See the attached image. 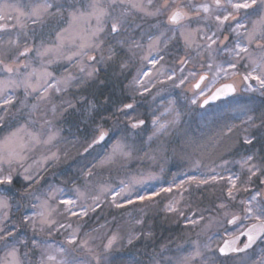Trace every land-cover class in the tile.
I'll use <instances>...</instances> for the list:
<instances>
[{"label": "snow or ice", "instance_id": "snow-or-ice-1", "mask_svg": "<svg viewBox=\"0 0 264 264\" xmlns=\"http://www.w3.org/2000/svg\"><path fill=\"white\" fill-rule=\"evenodd\" d=\"M53 19L66 23L67 27L55 31L54 40L40 38V33ZM150 19L156 23L145 28L144 24ZM181 44L185 50V55L178 57L181 72L185 70L183 66L191 56L190 50H194L201 68L206 67L207 72L213 73V82L226 81L204 99V104L209 99L230 96L241 87L244 92H258L264 97V0H27L25 4L0 0V127L7 126L8 121L17 115L28 117L24 124L10 128L0 138V253H3L0 255V264H25L30 250L37 249L40 250L37 264H83L78 252L88 253L90 264H117L115 259H109L121 242L117 234L108 236L106 242L102 240L97 247L103 250L97 251L91 242L98 237L85 234L87 238L81 239L80 227L74 228L69 218L81 219L90 212H96L100 207L101 196L110 195L111 205L123 208L137 202L155 203L153 198L161 192L171 193L172 186L162 187L158 191H138V188L160 179L154 171L144 170L127 180H121L115 187L100 185L97 194L82 190L79 186L67 190L49 186L41 199L31 190L37 181L29 168L25 167L28 159L26 152L31 147L55 141L58 132L52 130L53 122L46 118L48 112L53 116L58 112L62 115L69 109L75 110L76 105L71 100H64L57 105L53 102L54 95L67 93L74 86L79 87L87 80L94 79L98 71L95 63L114 62L119 50L126 48L133 57L138 55L137 50L139 53L147 51L149 55L143 57L145 60L155 53L149 60L155 66L164 59L160 53L168 49L169 45L178 49ZM218 59L221 62L217 63ZM59 61H66L71 68H65L58 77L49 68ZM127 67L128 62H121L122 71ZM189 76L195 79L197 73L190 71ZM172 78L169 76V79ZM187 78L181 79L180 83L183 84ZM207 78L206 73L200 74L194 85L200 89L201 96L205 95L201 83ZM134 82L140 83L139 80ZM191 103L196 104L197 99H192ZM118 111L128 118L126 127L139 135L136 130L142 129L146 121L139 117L133 118L134 104L126 103ZM245 116L246 119L241 121L244 125L241 130L243 135L237 142L251 146L257 140L253 130L264 136V112L258 118L247 112ZM38 120H43L40 130L28 131ZM179 121L178 112L167 123L153 120L152 133L147 140L168 135ZM45 126L48 129L46 134L43 131ZM238 127L236 124L225 125L217 133V140L234 134ZM108 137V131L98 125L84 151L94 150L95 146L103 151L105 143L102 142H106ZM140 150L135 141L129 142L126 137H122L111 144L110 150L102 156L97 154V163L102 167L117 159H131L134 152ZM149 158L155 159V156ZM46 159L59 158L53 153ZM97 163L86 166V172L83 169L81 171L86 177H91L94 175L92 168ZM227 163L225 160L224 165ZM238 163L246 172V179L235 173L225 176L217 172L215 167L209 168L208 174H202V178L193 175L176 184L175 187L181 189L177 194L179 199L173 197L165 211L176 213L183 217L187 225L195 228L205 217L200 214L197 218L195 212L190 216L185 215L180 207V201L184 199L183 192L187 190L185 185L200 187L220 184L223 198L215 206L216 209L222 212L229 224L249 220L251 223L246 229L231 241H225L215 251L211 244L212 237H208L209 243L203 245L198 239L192 241L190 251L175 257L167 254L169 249L166 245L162 246L158 252H153L150 264H225L221 258H231L233 264H264V251L259 260L253 259L248 253L258 242L264 244V157L250 152L242 156ZM193 164L200 167L199 161ZM218 167L223 168L222 165ZM254 177L259 180L255 188L252 187ZM241 192L249 195L239 198ZM14 198H18V209L19 201H36L31 204V214L25 211L22 224L34 234L47 232L51 236L54 232L61 233L65 236L64 243L54 247L47 240H38L35 235L29 237L26 233L21 234L15 225H10L8 210ZM88 200H91V204L86 203ZM53 202L56 207H53ZM60 206H63L65 222L55 219ZM211 223L209 220L204 226L205 231L211 227ZM136 224H143V220L137 219ZM141 235L144 233L130 232L127 244L132 245ZM147 235L151 236V233ZM240 237L246 238L242 246L237 244ZM241 253L244 255L240 256Z\"/></svg>", "mask_w": 264, "mask_h": 264}, {"label": "trees", "instance_id": "trees-1", "mask_svg": "<svg viewBox=\"0 0 264 264\" xmlns=\"http://www.w3.org/2000/svg\"><path fill=\"white\" fill-rule=\"evenodd\" d=\"M152 22L149 20L146 25H150ZM173 47L171 45L169 50ZM166 55L168 54L166 53ZM167 58L163 64L168 67H174L178 59L173 56H167ZM97 61H99V55H97ZM121 62H128L127 69L121 70ZM55 65L49 68L55 75H61L65 71V68H68V66L66 67L61 63ZM94 66L98 69L94 79L87 80L79 87L74 86L67 93L60 94L54 99L57 105L61 104L64 100H71L76 105L75 110L69 109L62 115L59 113L58 121L56 122V131L58 132L59 139L57 145L60 149H63L62 153H65L67 150L71 151H68L66 156H64L67 160L63 159L64 162L57 169L56 176L52 175L55 171L49 169L46 173L42 174V177L36 178L37 182L32 185L31 189L34 194L38 195L42 189H46L53 183H64L67 187H73L83 184L90 178H87L81 170L83 169L86 172L87 167H91V164L95 163L92 160L94 150L89 149L88 153L82 150L90 143L98 125L110 134L117 132L113 138L114 142L121 139V135L125 136L129 142L135 141L136 147L141 150L134 152V158L139 157L141 159L149 155L146 146L148 136L147 126L150 124L148 114L143 112L142 119L146 121V124L142 129L136 130L139 132V135H136L135 132L126 127L128 118L118 111L126 103H133L136 109L144 108L143 110L146 111V108L155 102L151 95H141L133 90L132 81L138 67L129 63L124 49L119 50V56L114 62H97ZM235 100H238V98H232L231 100L213 105L233 104L234 111L232 114H222L205 120L199 116L200 109L195 106H189L187 101L182 99V121L171 131L164 144L165 156L167 159H170L165 176L175 175L181 171L180 169L185 164V161H189L188 159H192L193 157L203 159L207 163L208 170L212 167L219 169L218 165L223 166L225 160L228 163L230 161L237 162L241 160L242 156L250 152L257 153L258 157H264V136H261L260 132L253 130V134L257 136V140L251 146H244L237 142L243 135L241 130L244 127L240 124L237 117L245 111H250L254 117H260L261 113L264 112V99L257 95H252L247 99L240 100L236 105L234 104ZM90 105H94L95 107H90ZM25 118L26 116L22 118L17 115L15 119H10L9 121L11 122L8 121L7 126L0 127V135L2 133L6 134L15 125L16 121L19 124L25 123ZM11 123L14 125H11ZM232 124L239 126L235 129L234 134L217 140V133L221 129H224L225 125ZM10 125L11 127H9ZM141 141H144V143L141 144ZM97 147L95 146V149ZM190 147L193 148V152H190ZM190 153H193V155L189 158L187 156ZM134 163L136 161L120 164L124 167L122 170L120 169V172L125 173L129 171L135 165ZM146 165L142 163V167ZM115 169L117 167L114 168V172L116 171ZM92 171L94 175L91 178L98 179V177L102 178L103 176L107 177L110 175V173L104 175L105 172L97 173L95 167L92 168ZM233 172L238 173L235 166ZM257 185L258 180L255 179L254 186ZM97 188H99V185L93 183L92 191L96 192ZM222 198L220 184H208L199 188L191 187L184 196L182 209H186L184 211L185 215H191L195 212L196 214L205 213L214 216L215 212H219L215 206L220 203ZM153 199L155 203L150 204L148 201H144L143 203L137 202L133 205H125L123 208L103 204L96 212L87 216L86 219H82L79 224L80 238L86 239L87 236L85 234H90L91 236L102 235L99 241L91 242L92 247L96 248L97 251H102V247L97 246L101 245L102 240L106 242L107 237L113 233L118 236L119 234L125 235L126 231L138 234L144 233L132 245L125 244L123 240L118 243V246L109 257L110 260L115 259L117 263L131 258L139 264H150L153 252H158L165 245L169 249L167 254L173 255L174 249L181 242L188 240L186 239L187 234L184 226L185 220L176 213L165 211L164 206L168 201V197L163 195ZM88 202H91V200ZM11 204L17 207L18 198H14ZM28 205L29 200L19 201V209L17 208V211L14 212L13 220H20L25 214ZM137 219H142L143 224L137 225ZM18 226L17 229L20 233H24V231L21 232V226ZM149 232L151 236L147 235ZM45 235L37 237L40 240H49L59 244L64 243L65 236L60 233H53L51 236ZM77 255L82 259L91 261V257L86 252H78ZM25 264H37V262L29 257Z\"/></svg>", "mask_w": 264, "mask_h": 264}, {"label": "rangeland", "instance_id": "rangeland-1", "mask_svg": "<svg viewBox=\"0 0 264 264\" xmlns=\"http://www.w3.org/2000/svg\"><path fill=\"white\" fill-rule=\"evenodd\" d=\"M12 1H13L12 3H14V4H21L20 0H12ZM161 19H163V18H161ZM53 20L57 21L55 19H53ZM151 21H153L152 24L156 23L155 20H151ZM144 26H145V28H147V27H149V24L146 25V23H145ZM63 27H67V24L63 23V22H59L58 23V29L63 28ZM137 38H139V37H137ZM170 47H171V45H169L168 49H166L164 52L160 53V55L164 56V59L159 60V62L155 66H153L149 62V60H151L153 58V56H155V53H153L152 56H149L148 60H145V59H143V57L149 55L147 51H145L143 53H139V51L137 50L138 55L133 57L131 55V53H129L127 51L126 48L124 49L126 52V57L128 58L129 63H131L134 66L136 65L138 67L136 75L132 81L133 90L136 93L141 94V95H151L152 99H154V101H155V102H153V104H150V106L148 108H146V111L143 110L144 108L143 109H136L135 108V112L133 113V116H134L133 118H136V117L142 118L143 112H146L148 114V116L150 118V124H149V126H147L148 127L147 128L148 136L151 135V133H152V128H153L152 121L153 120H159L160 123H167L168 121L172 120L173 117L178 112V113H180V121H179V124H180V122L182 121V99L187 101L189 106H195L198 109H200L201 112H200L199 116L201 117V119H205V120H208L213 116L217 117V116H220L222 114H227V113L232 114L234 111L233 110L234 109L233 104L230 105L228 103H224V104H221L218 106H213V107L209 106L205 109H201L200 108L201 102L209 94H211V92L217 86L221 85V83H224L226 81L216 80L215 82H213V73L207 72L206 67L203 69L201 68L200 63L197 62L198 58L195 57V51L194 50H190L191 56L189 57L188 62L183 66L185 69L183 72H181L179 70L180 65L178 63V60L176 61L174 67L166 66L163 63L168 59L167 56H173L174 58L178 59V57H183L185 55V50H184L182 45L178 49L176 47H173L171 50H169ZM166 53L168 55H166ZM216 62L219 63L221 61L218 59ZM59 63L64 64L66 67L68 66V68H71V65L67 64L66 61H59L58 63H56V65ZM53 65H55V64H53ZM53 65H51L50 68ZM72 71L74 73L76 72V70L74 68L72 69ZM190 71H195L197 73V76L195 79L193 77L189 76ZM143 73H147V75H144ZM205 73L208 76V78L201 85V89H204V93H205V95L201 96L200 95V89L195 90L194 85L198 81L199 75L205 74ZM56 76L59 77L60 75H56ZM169 76H172L173 78L169 79ZM184 77H188V78L184 80L183 84H181L180 80L183 79ZM135 80H139L140 83L139 84L135 83L134 82ZM227 82H230V80ZM145 89H147V90H145ZM209 90H211V91H209ZM252 95H257L258 97L264 99V97H261L258 92L257 93L244 92L243 88L241 87L238 90L237 95H235L233 97V99L238 98V100H235L234 104L236 105V103H238L240 100L247 99V98L251 97ZM20 96H21L20 98H22V92L20 93ZM155 96H157V97H155ZM55 97H56V95H54V98H53L54 103H55V101H54ZM192 99H197V103L192 104L191 103ZM48 107L50 108L51 105H49ZM245 112H247L248 115L252 116L250 111L249 112L245 111ZM245 112H242L241 115H239V117H237L238 120L240 121V124H241V121L243 119H246ZM37 115H39V114H37ZM58 117H59V112L56 114V116H53L50 111L48 112V115L46 117L47 119L52 120V122H53L52 130L53 131H56V122L58 121ZM25 119L27 120L28 117L26 116ZM9 122H11V121H9ZM42 123H43V120H38L35 125H32L28 128V131L40 130V125ZM14 124L11 123V125H14V126L20 125L17 121ZM11 125L9 127H11ZM241 125H243V124H241ZM174 128H171L169 130L168 135L171 133V131ZM43 131L45 134L47 133V131H48L47 126H45ZM6 134L2 133V135H0V138L5 136ZM116 134H117V132H112V134L109 133V137L107 138L106 142H103V143H105V148L103 151L101 150V148L99 146L96 149H94V152L92 154L93 155L92 160L95 161V163H97V161L99 159V157L97 156L98 153L100 154V156H102L104 154V152L110 150L111 144L115 143L113 141V138ZM168 135L161 136L159 139L153 138L152 141L146 140V146L148 148V154H149L146 157L147 159L146 158L140 159L139 157L134 158L135 155L133 154L134 156L131 159H117L115 162H113L111 164H106L102 167L99 166L97 163V166L95 167L97 169V173L105 172L104 175H107L108 173H110V175H108L107 177L103 176L102 178L98 177V179L93 178V177L92 178L87 177L88 179L87 180L84 179L86 181L83 184L75 185V186H79L82 190L88 191L92 194H97L99 188H97V190H95L96 192H93L92 191L93 190V183H95L96 185H99V186L104 185V184H109V185H112L115 187V186L119 185V182L121 180H127L131 176L138 175L140 172H142L144 170H152L160 177V179L153 181L148 185H144L142 188H138L137 190L141 191V192H145V191H151L152 189H156L158 191L162 187L167 188L169 186H172L173 191L171 193L161 192L160 195L154 197V198H157V197H160L163 195L168 197V201L166 202V204L164 206V208H166V205L169 204V202L173 199V197H176L177 199H179V196L177 194L179 192H181V189L175 187L176 184H179L181 181L188 180V178L190 176H193V175L197 176L198 178H202V174H204V175L208 174L207 163L201 158L193 157L192 159L187 158L189 161H187L185 159L186 161H185V164H183V166L181 167V169H180L181 171L177 172L175 175H171L168 177L165 176L167 168H168V162L170 160V159L166 158L165 149H164V147H165L164 144L167 140ZM121 136L125 137L123 135H121ZM148 136H147V138H148ZM58 141H59V139H58V135H57V137L53 143H51V144H40V145L31 147V150L26 152L28 159L25 162V167L29 168L30 174L33 175L35 178L42 177V174L46 173L47 170H49V169L54 170L55 172L52 175L56 176L57 172H58L57 169H59L64 162L63 159L67 160V158H64V156H66L67 152L71 151V150H67L65 153H62L63 149H60L59 146L57 145L59 143ZM85 147H87V145ZM85 147L83 148L82 151H84ZM190 152H193V148H191V147H190ZM53 153H55L56 156L59 158L58 160L46 159L47 157H50ZM191 155H193V153L192 154L190 153L189 156H187V157L190 158ZM150 156H155V159L148 158ZM94 157L97 159L94 160ZM134 161H136V163H134L135 165L133 166V168H131L129 171H126L125 173L120 172V169L122 170L124 168L120 164L132 163ZM194 161H199L200 167H195L193 164ZM239 161H241V160H238L237 162L230 161V163H228V165H226V166L223 165V168L220 167L219 169H216V171L222 172L223 175L227 176L229 173H234L233 170H234V166H235L237 168V171H238V173H235V174H239V175H241L242 179H246L247 174L245 171H243L241 169V165H240V163H238ZM142 163H145L147 165L145 167H142ZM116 167H117V169H115L116 171L114 172L113 170ZM161 169H163V171H161ZM223 169H227L228 171H223ZM255 179L256 178L254 177L253 178L254 183H255ZM114 184H116V185H114ZM258 185H259V180H258ZM50 186H55L58 188H64L66 190L75 187V186L67 187L66 185H64V183H53ZM202 186H204V185H201L200 187H202ZM191 187L199 188L195 184L185 185V188L187 190L183 192V196H185L188 189ZM252 187L255 188L256 186H254V184H253ZM48 188L49 187H47L46 189H42L39 192V194L38 195L35 194V196H39V197H41V199H43L44 198L43 194L46 193ZM247 195H249V194L241 192L239 194V198H244ZM88 201H90V200H88ZM88 201H86V203L91 204V202H88ZM110 201H111L110 195L101 196L99 203H100V206H102L103 204H110L111 205ZM27 203H28V201H27ZM32 203H36V201L34 199L31 200V202L29 201V205L27 208V211L29 214H31V204ZM183 203H184V199H182L180 201V207L181 208H182ZM56 206H57L56 203L53 202V207H56ZM62 207L63 206H60L59 208H57L58 214L55 215V219H57L58 221H61V222H65V216L62 213ZM185 210L186 209H183V211H185ZM15 211H17V207H15L14 205L11 204V208H10V210H8V215L10 217V221L8 223L10 225H15L17 228L19 227L18 225H20L21 226L20 227L21 232L24 231V233H26L27 236H29V237L35 235L36 238L38 239L37 236H39V235L40 236L45 235V234H46L45 236L48 235L47 232L34 234L29 227L22 224V218L20 220H17V219L13 220V214ZM92 213L93 212H90L89 215H91ZM200 214H203L205 219L200 221L199 225L196 226L195 228H193L190 225H187L186 222L184 221V226L186 228V234H187L186 239H188V240L181 242L179 244V246L176 249H174L175 251L173 252V255H170V256L175 257V256H179L181 254H184L187 251H190L191 250V242L194 240L198 239L202 245L205 243H209L208 237H212L211 244H212L213 250L215 251L219 248V246L221 245V243L224 240L239 234L240 231H243L249 225V223H251L249 220L243 219L242 221H238L236 224H229V223H227V218H225L223 216L222 212H220V211L215 212L214 216H211V215H208L205 213H199V214H197V218L199 217ZM69 219H71V221L73 222V227L75 228V227L79 226L82 219H86V217H83L81 219H77L76 217H70ZM209 220L212 221L211 227L207 228V230L205 231L204 226L206 224H208ZM23 229H25V230H23ZM24 233L22 232V234H24ZM54 233H57V232H54ZM129 233H130L129 231H126L125 235L119 234V237L121 238V240H123V242L125 244H127V237L129 235ZM198 234H200V235L198 236ZM95 237H98V238L94 242L99 241L102 238V235H99V236L97 235ZM38 240H40V239H38ZM47 241L50 244H52L54 247L60 245L59 243H56L53 241H49V240H47ZM23 251H25V249H23ZM39 251H40L39 249H37L35 251L30 250L29 257L33 258L37 262V260L39 258ZM262 251H264V244L258 243L255 246V248L249 252V255L252 256L253 259L259 260ZM2 254L3 253H0V255H2ZM243 255L244 254H242V255L240 254V256H243ZM221 259H224L225 264H233V260L231 258H221ZM82 261H83V264H90V262L85 260V259H82ZM117 264H139V263L135 262L131 258H127L126 260L118 262Z\"/></svg>", "mask_w": 264, "mask_h": 264}, {"label": "water", "instance_id": "water-1", "mask_svg": "<svg viewBox=\"0 0 264 264\" xmlns=\"http://www.w3.org/2000/svg\"><path fill=\"white\" fill-rule=\"evenodd\" d=\"M208 77V76H207ZM204 83V82H203ZM203 83H201V85L203 84ZM218 87H220V85L219 86H217L216 88H218ZM215 88V89H216ZM194 89L195 90H198V89H196L195 87H194ZM215 89L212 91V92H214L215 91ZM238 92V91H237ZM237 92L236 93H234V94H232V95H230V96H227V97H222V98H220V99H217V100H211V99H209V102L207 103V104H204L203 103V101L201 102V104H200V108L201 109H205V108H207V107H209V106H213V105H215V104H217V103H219V102H223V101H227V100H230L231 98H233L235 95H237ZM211 94H209L205 99H207L209 96H210ZM107 139V138H106ZM103 143V142H102ZM246 229V228H245ZM244 229V230H245ZM239 234H237V235H235V236H238ZM235 236H233V237H230V238H228V239H226V240H224L222 243H221V245L219 246V247H221V246H223V244H224V242L225 241H231L232 239H234L235 238ZM245 237H240V239L237 241V244L239 245V246H242V243L245 241ZM259 243V242H258ZM257 243V244H258ZM256 244V245H257ZM256 245H253V248L256 246ZM252 248V249H253ZM252 249H249L248 251H250V250H252ZM241 254H243V253H241Z\"/></svg>", "mask_w": 264, "mask_h": 264}, {"label": "flooded vegetation", "instance_id": "flooded-vegetation-1", "mask_svg": "<svg viewBox=\"0 0 264 264\" xmlns=\"http://www.w3.org/2000/svg\"><path fill=\"white\" fill-rule=\"evenodd\" d=\"M21 4H25L27 3V0H20ZM9 3H12L13 1L12 0H8ZM58 21H54V20H51L48 22V25L43 29V32L40 33V38H43L45 40H54V33L55 31L59 30L58 29ZM255 248V247H254ZM253 248V249H254ZM252 249V250H253ZM251 251V250H250ZM248 251V253L250 252ZM240 255V254H239ZM242 255V254H241Z\"/></svg>", "mask_w": 264, "mask_h": 264}, {"label": "bare ground", "instance_id": "bare-ground-1", "mask_svg": "<svg viewBox=\"0 0 264 264\" xmlns=\"http://www.w3.org/2000/svg\"><path fill=\"white\" fill-rule=\"evenodd\" d=\"M252 251V250H251Z\"/></svg>", "mask_w": 264, "mask_h": 264}]
</instances>
